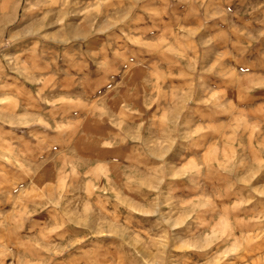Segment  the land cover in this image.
<instances>
[{
	"label": "clouds",
	"instance_id": "9594fccd",
	"mask_svg": "<svg viewBox=\"0 0 264 264\" xmlns=\"http://www.w3.org/2000/svg\"><path fill=\"white\" fill-rule=\"evenodd\" d=\"M264 0H0V264H264Z\"/></svg>",
	"mask_w": 264,
	"mask_h": 264
},
{
	"label": "rangeland",
	"instance_id": "374dc122",
	"mask_svg": "<svg viewBox=\"0 0 264 264\" xmlns=\"http://www.w3.org/2000/svg\"><path fill=\"white\" fill-rule=\"evenodd\" d=\"M259 181L264 183V174L259 177ZM174 256L176 258V264H198V258L193 253L176 252Z\"/></svg>",
	"mask_w": 264,
	"mask_h": 264
}]
</instances>
